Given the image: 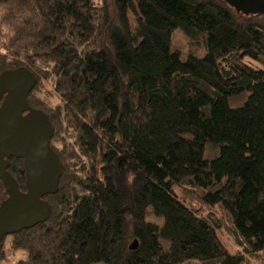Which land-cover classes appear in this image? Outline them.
Wrapping results in <instances>:
<instances>
[{"label": "trees", "instance_id": "1", "mask_svg": "<svg viewBox=\"0 0 264 264\" xmlns=\"http://www.w3.org/2000/svg\"><path fill=\"white\" fill-rule=\"evenodd\" d=\"M177 29L199 56L171 50ZM18 68L62 173L44 220L0 230V264H264V14L0 0V74ZM6 160L25 192L24 160Z\"/></svg>", "mask_w": 264, "mask_h": 264}, {"label": "water", "instance_id": "2", "mask_svg": "<svg viewBox=\"0 0 264 264\" xmlns=\"http://www.w3.org/2000/svg\"><path fill=\"white\" fill-rule=\"evenodd\" d=\"M236 11L264 14V0H226ZM35 76L23 68L0 74V179L8 197L0 206V230L13 232L44 220L48 208L42 196L53 191L62 164L50 146L53 128L47 115L27 102ZM7 157L22 158L27 190L21 192L7 171ZM134 239L129 248L134 249Z\"/></svg>", "mask_w": 264, "mask_h": 264}, {"label": "rangeland", "instance_id": "3", "mask_svg": "<svg viewBox=\"0 0 264 264\" xmlns=\"http://www.w3.org/2000/svg\"><path fill=\"white\" fill-rule=\"evenodd\" d=\"M170 48H171V50L177 51L179 53L180 58L182 60H186L189 55L199 56L196 53V50L190 49V46L188 45L187 40H186L184 34L182 33V30H180V29H177V30L174 31L173 37H172V40H171V43H170ZM149 218L152 219V220H156L151 215H149ZM10 239H11L10 235H7V237L5 238L4 245H5L6 249L9 246ZM18 256L19 255H16L15 257L17 258ZM95 264H104V263L98 262V263H95ZM254 264H258V263L255 262Z\"/></svg>", "mask_w": 264, "mask_h": 264}]
</instances>
